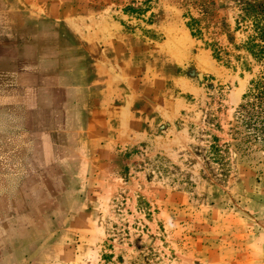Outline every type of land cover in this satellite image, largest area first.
Returning a JSON list of instances; mask_svg holds the SVG:
<instances>
[{
    "label": "rangeland",
    "instance_id": "obj_1",
    "mask_svg": "<svg viewBox=\"0 0 264 264\" xmlns=\"http://www.w3.org/2000/svg\"><path fill=\"white\" fill-rule=\"evenodd\" d=\"M251 10L0 0V264H264Z\"/></svg>",
    "mask_w": 264,
    "mask_h": 264
},
{
    "label": "trees",
    "instance_id": "obj_2",
    "mask_svg": "<svg viewBox=\"0 0 264 264\" xmlns=\"http://www.w3.org/2000/svg\"><path fill=\"white\" fill-rule=\"evenodd\" d=\"M251 11L253 14L247 11L246 16L251 22V30L253 33L245 41L244 46L245 50L250 53L253 58L261 61L264 60V23L260 20V17L256 15L254 10ZM196 25L197 21L195 19H190L187 23V27L192 36H199L201 34ZM250 85L249 92L243 95V100L247 97H251L254 90L258 89L260 80H252Z\"/></svg>",
    "mask_w": 264,
    "mask_h": 264
}]
</instances>
